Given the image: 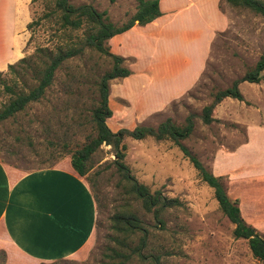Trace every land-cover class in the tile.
<instances>
[{
	"label": "rangeland",
	"instance_id": "rangeland-1",
	"mask_svg": "<svg viewBox=\"0 0 264 264\" xmlns=\"http://www.w3.org/2000/svg\"><path fill=\"white\" fill-rule=\"evenodd\" d=\"M71 1L91 2L98 9H106L114 22L128 19L137 4V0ZM203 1L206 0H194L193 4H187L186 8L177 12L166 10V15L176 13L171 16L172 29L155 32L158 35L156 46L150 52L143 51L141 60L134 66L136 69L147 67L142 73L148 76L152 73L154 82L148 85L143 77L113 78L109 90L112 114L106 120L116 130L137 123L155 125L167 116L181 123L188 113L193 112L196 114L194 129L182 142L211 170L216 152L220 149L232 150L246 141L249 126L252 148L244 146L238 153L233 155L232 152L233 156L220 153L218 159L224 167L247 165L250 152L264 154V75L258 82L240 81L238 85L243 99L224 97L214 106L212 115L215 119L211 122H203L199 114L202 106L211 100V91L229 85L264 52L263 16L248 8L233 6L226 0H217L218 9L227 17V24L214 32L198 79L162 108H152L168 93L160 84L167 69L165 62L174 60L172 67L176 70L185 65H189V71L196 67L207 32L203 27L200 31L190 29L185 20L193 19L195 15L191 13L193 16L190 19L189 13L196 7L199 9ZM25 3V7L16 8L13 0H2L0 3L3 50L7 48V43L3 47V40H8L14 31L18 30L20 38L18 57L14 62L22 56L35 54L39 46H54L62 39L60 31L56 30L55 19L43 15L47 0H25ZM212 4L213 1L208 0L203 6L209 8ZM25 12L29 15L28 22L33 18L39 19L31 28H27L28 22L23 26ZM195 18L201 20L197 13ZM212 18V14L203 16L205 23ZM172 33L174 35L169 40H163L164 34ZM132 60L133 57L127 56L129 67ZM65 64L57 70L45 97L29 103L24 110L0 124V158L3 161L23 170L62 164L70 160L68 150L79 145L91 130L90 106L96 91L95 80L110 62L92 52L69 61L70 67ZM2 71L7 78L11 76L7 68ZM5 98L6 94L0 86V101ZM123 141L127 144L124 160L137 179L151 190L160 189L167 196H177L182 204L165 212L164 227L155 223L151 213H145L138 205L140 214L149 223V244L142 251L156 255L157 262L150 261V256L144 260L136 256L119 264L264 263L252 255L246 238L233 235L234 224L219 207L213 188L199 177L177 144L170 139H155L152 136L140 139L126 136ZM113 157L110 144H101L93 155L94 166L90 172L104 167ZM82 176L88 183L86 176ZM118 177L113 167L104 168L99 174L95 192L98 199L96 230L86 250L80 255L46 264H116L103 254V247L110 241L108 235L113 232L110 216L123 200L121 188L117 185ZM225 179L228 185L226 175ZM0 264H3L1 252Z\"/></svg>",
	"mask_w": 264,
	"mask_h": 264
},
{
	"label": "trees",
	"instance_id": "trees-1",
	"mask_svg": "<svg viewBox=\"0 0 264 264\" xmlns=\"http://www.w3.org/2000/svg\"><path fill=\"white\" fill-rule=\"evenodd\" d=\"M47 1V9L43 15L55 19L56 30L60 31L62 39L54 46H39L35 54L22 56L17 61L9 63L7 65V72L11 75L9 78L0 70V86L6 94V98L0 101V124L24 110L29 103L45 97L54 82L57 70L65 63L69 66V61L83 58L92 52L109 60L110 65L95 80L96 91L90 106L91 130L86 133L79 145L68 150L72 167L78 174L86 176L96 204L98 199L95 192L99 174L108 167L115 168L119 174L117 185L121 188L123 200L110 216L113 232L108 235L110 241L104 245L103 254L116 264L131 261L136 256L141 260L150 256V261L157 262L156 255L144 254L142 251L149 244V223L144 215L140 214L138 205L145 213H151L155 223L164 227L165 212L173 206L182 204L177 196H167L160 189L151 190L146 183L139 181L124 160L127 149L124 137L140 139L152 136L155 139H170L179 146L184 156L197 170L199 177L213 188L219 207L234 224L233 235L246 238L252 255L264 262V234L243 218L238 199L232 198L227 192L225 175L214 174L182 142L194 129L195 113H188L181 123L176 122L171 116L165 117L155 125L137 123L132 127L121 126L116 130L107 123L106 119L112 114L109 105L110 82L113 78L125 77L132 72L126 63L127 57L112 51L108 40L135 23L145 24L160 15L162 11L159 0H137L135 11L122 22L112 21L106 9H98L91 2ZM226 1L236 7L248 8L264 17V0ZM38 21V18L31 19L27 23V28H31L32 24ZM263 75L264 52L229 85L211 91V100L202 106L199 114L202 121L209 123L215 119L212 110L224 97L243 99L238 85L240 81L258 82ZM103 143L110 144L114 157L106 162L104 167L90 172L94 166L93 155ZM0 252L4 263L5 252L4 250Z\"/></svg>",
	"mask_w": 264,
	"mask_h": 264
},
{
	"label": "crops",
	"instance_id": "crops-1",
	"mask_svg": "<svg viewBox=\"0 0 264 264\" xmlns=\"http://www.w3.org/2000/svg\"><path fill=\"white\" fill-rule=\"evenodd\" d=\"M13 1L14 8L26 6L25 0ZM207 1H203L199 9L196 7L189 13L190 19L197 13L201 20H196L195 16L191 21L185 20L190 29L200 31L203 27L207 32L196 67L189 71V65H185L176 70L172 67L174 60L165 62L167 69L160 84L168 93L163 101L153 104L152 108H162L194 84L204 67L214 32L227 24V17L218 9L217 0H212V7L209 8L203 6ZM193 2L194 0H159L162 11L160 15L139 26L135 23L109 38L111 50L133 57L130 64L132 72L126 77H143L147 79L148 85L154 82L152 73L151 76L142 73L146 72L147 67L136 69L134 66L141 60L143 51L150 52L156 46L158 35L155 32L172 29L171 16L176 13L166 15V10L177 12ZM25 13L23 26L29 20L28 13ZM211 14L213 18L205 23L203 16ZM140 26L144 28H138ZM17 31L8 40H3V47L7 43L5 50L1 46L0 36V70L6 69L18 57L16 53L20 38ZM173 35L174 33L164 34L163 40L167 41ZM244 146L252 148L249 126L247 140L232 150H218L211 167L214 174L226 175L227 192L232 198L238 199L243 218L264 234V154L250 152L247 165L233 164L224 167L218 160L221 154L233 156ZM96 219L97 204L94 195L86 179L76 172L70 160L62 164L23 170L0 158V250L5 252L3 264H42L80 255L94 236Z\"/></svg>",
	"mask_w": 264,
	"mask_h": 264
}]
</instances>
